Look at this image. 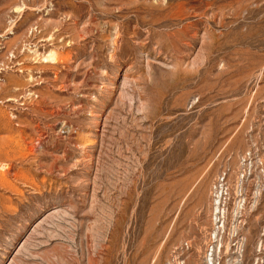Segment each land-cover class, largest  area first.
<instances>
[{"label":"rangeland","instance_id":"374dc122","mask_svg":"<svg viewBox=\"0 0 264 264\" xmlns=\"http://www.w3.org/2000/svg\"><path fill=\"white\" fill-rule=\"evenodd\" d=\"M0 264H264V0H0Z\"/></svg>","mask_w":264,"mask_h":264}]
</instances>
